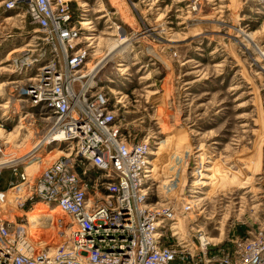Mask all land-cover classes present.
Here are the masks:
<instances>
[{"label":"rangeland","instance_id":"obj_1","mask_svg":"<svg viewBox=\"0 0 264 264\" xmlns=\"http://www.w3.org/2000/svg\"><path fill=\"white\" fill-rule=\"evenodd\" d=\"M67 1L79 22H89L81 24L85 37L93 38L88 69L117 48L115 40L125 39V49L99 66L93 81L110 97L128 140L150 146L152 200L180 206L192 199V210L177 217L178 238L199 230L217 249L255 232L264 235V0ZM4 2L0 163L23 158L35 145L39 155L31 159L37 164L26 170L25 185L19 172L32 162L2 170L0 238L25 234L39 251L70 235L65 217L41 218L30 236L25 233L40 204L29 200L31 185L62 153L38 144L49 123L16 95L13 81L21 76L13 59L49 55L24 7L4 10Z\"/></svg>","mask_w":264,"mask_h":264},{"label":"built area","instance_id":"obj_2","mask_svg":"<svg viewBox=\"0 0 264 264\" xmlns=\"http://www.w3.org/2000/svg\"><path fill=\"white\" fill-rule=\"evenodd\" d=\"M21 7L42 33L49 56L13 59L21 76L13 81L16 95L49 123L39 143H56L62 153L37 175L29 200L58 203L70 235L39 251L25 234L0 239V264H264V235L256 232L217 249L199 230L178 238L177 217L191 211L193 201L179 206L152 200L148 148L128 140L110 97L93 81L96 71L87 68L92 41L83 39L82 22L63 0L3 4L4 10ZM2 144L0 139V154ZM18 167L0 163V175ZM27 176L23 168L22 183Z\"/></svg>","mask_w":264,"mask_h":264},{"label":"bare ground","instance_id":"obj_3","mask_svg":"<svg viewBox=\"0 0 264 264\" xmlns=\"http://www.w3.org/2000/svg\"><path fill=\"white\" fill-rule=\"evenodd\" d=\"M63 1H65V2H68L67 0H63ZM84 25H87V24H89V22H82ZM117 28V27H116ZM119 30V29H118ZM84 40L87 42V41H92L93 42V38L92 37H90V35L88 36V35H86V37L84 38ZM124 40L125 39H120L119 41H116L115 40V42L117 43V48H115V44L112 46V47H110L109 49H108V51H107V53L103 56V58L100 60V61H98V63L96 64V65H93L92 67H89L90 68V70L92 71V72H94V71H97V70H99L98 69V67L99 66H102L103 64H105L108 60H109V58L111 57V55L115 52H119V51H121V50H124L125 49V47H123L122 46V43H124ZM119 47H121V48H119ZM13 52V51H12ZM12 52H10V53H8L6 56L8 57ZM261 55L263 56V58H264V51H262V53H261ZM122 65V64H121ZM123 85V84H122ZM1 86H2V84L0 85V88H1ZM10 97H12L11 95H10ZM19 115H21V114H19ZM28 114H26V116H27ZM18 127H22L21 125L20 126H18ZM1 129V128H0ZM37 144V143H36ZM38 144H40V143H38ZM44 145H46V144H44ZM48 147V151H50V150H52L53 148H54V146L55 147H57L58 148V145L56 144V143H49L48 145H47ZM150 147V146H149ZM149 147H148V151H147V155H146V159H145V162L146 163H148V164H150V171H151V177H152V179H154V175H153V165H152V163H151V161H150V151H149ZM38 148V146H36L35 145V147L33 148V150H31V152H29L27 155H25L23 158H21V159H18V160H12V159H10L8 162H11V163H17V162H21V161H23V160H27V159H30V161L29 162H32V164H30V165H28V166H26V170L27 171H32V170H34V169H32L31 167H33L35 164H37L36 162H34V161H32L31 159L33 158V157H35V156H37V155H39L38 154V152H37V149ZM41 158V157H40ZM6 161V162H7ZM34 163V164H33ZM31 168V169H30ZM33 168H35V166L33 167ZM24 185H25V183H23ZM23 186V185H22ZM24 187V186H23ZM199 193H202L201 191H198ZM25 193H26V189L25 190H23V192L21 193L20 192V194H19V202H18V204L22 201V199L25 197ZM38 201H40V204H39V206H34V210H32V212H31V214H29V215H31L29 218H28V224L26 225L27 227L25 228V233H27L28 235L29 234H31V232L33 231L32 230V228H33V226H38L39 225V221L41 220V218H44V219H46V218H48L49 219V221H48V223L49 222H51V219H57L58 217H61V218H64V217H66L65 216V214H64V211H63V209L60 207V205L58 204V203H56V202H47V201H44V200H38ZM58 221H59V219H58ZM35 227V228H36ZM171 227H173V226H171ZM57 231V230H56ZM61 231V230H60ZM54 232V231H53ZM33 233V232H32ZM30 236V235H29ZM59 238H61L60 237V235H59ZM1 239V238H0ZM211 240V239H210Z\"/></svg>","mask_w":264,"mask_h":264}]
</instances>
